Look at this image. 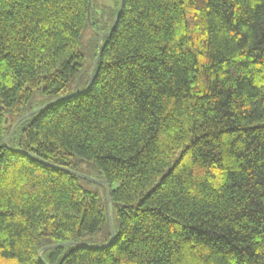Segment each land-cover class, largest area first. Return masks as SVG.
<instances>
[{
	"label": "trees",
	"instance_id": "trees-1",
	"mask_svg": "<svg viewBox=\"0 0 264 264\" xmlns=\"http://www.w3.org/2000/svg\"><path fill=\"white\" fill-rule=\"evenodd\" d=\"M89 3L0 0V264H264V0Z\"/></svg>",
	"mask_w": 264,
	"mask_h": 264
},
{
	"label": "rangeland",
	"instance_id": "rangeland-1",
	"mask_svg": "<svg viewBox=\"0 0 264 264\" xmlns=\"http://www.w3.org/2000/svg\"><path fill=\"white\" fill-rule=\"evenodd\" d=\"M120 8V0H94L93 3V13L94 15L100 16L103 22V26H110L111 25V15L115 11H119ZM94 34L92 33V30L86 29L83 31L81 36V50L86 54L90 55V49H91V42L93 41ZM90 57L87 61L89 65ZM94 63H92V68L94 66ZM92 72V70H91ZM84 86L80 87V91H84ZM53 100L52 97L46 96L44 94H37L35 95L33 99V107L41 106L45 103H49ZM9 125V124H8ZM80 172L85 173L89 178H91L92 181H87L86 179H82V187L89 192H94L99 195V198L102 200V203H108V193L104 186V180L95 172V171H88V169L84 166L80 168ZM112 218V225L114 232L118 234L119 232V222L118 217L116 214V211L113 209V207L110 208V214L108 217ZM110 232H111V226H110ZM108 235L104 231H100L96 234H88L83 237L81 241H79L78 245H85V246H103L105 245V240H107Z\"/></svg>",
	"mask_w": 264,
	"mask_h": 264
},
{
	"label": "water",
	"instance_id": "water-1",
	"mask_svg": "<svg viewBox=\"0 0 264 264\" xmlns=\"http://www.w3.org/2000/svg\"><path fill=\"white\" fill-rule=\"evenodd\" d=\"M91 6H92V4H91V0H90V3H89V9L91 8ZM123 6H124V0H120V8H119V12H118V15H117V18H116V23L118 22V20H119V18H120V16H121V13H122V10H123ZM89 16H90V12H89ZM114 24V26H113V28H112V30L110 31V33H112L114 30H115V28H116V25L117 24ZM104 37H102L101 39H100V42H102V39H103ZM103 48V47H102ZM102 48H101V50H100V53H99V55H98V59L100 58V55H101V53H102ZM98 59L95 61V63H94V66H93V69H92V74H91V79H90V83H89V86L87 87V89H86V91L85 92H88L89 90H90V88L92 87V85H93V83H94V80H95V70H96V67H97V62H98ZM78 94V92L77 93H75V94H73V95H71V97H74V96H76ZM20 123V121L16 124V126H15V128L18 126V124ZM8 140L9 139H7L6 141H5V143H4V146L5 147H8ZM29 156H33V155H31V154H28ZM53 168H55V169H57V170H61V171H64V172H66V173H68V174H74V175H77V176H79V177H81L82 179H86V180H90V181H92L91 180V178H89V177H87V176H85V175H82L81 173H78V172H75V171H72V170H68V169H64V168H61V167H57V166H53V165H51ZM104 186H105V189H106V191H107V193H108V204L110 205V201H111V196H110V187H109V185H108V183L106 182V181H104ZM109 221H110V226H111V241H110V243L109 244H111L113 241H114V239H115V232H114V229H113V225H112V219H111V217L109 218ZM72 244L71 243H69V244H65V247H70ZM42 252H43V250H41L40 252H39V259H40V261L41 262H43V260H42ZM45 264V263H44Z\"/></svg>",
	"mask_w": 264,
	"mask_h": 264
}]
</instances>
